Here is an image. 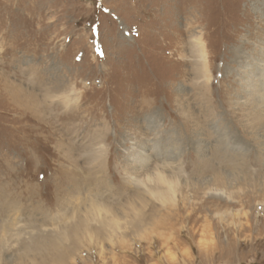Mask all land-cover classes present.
<instances>
[{"label":"rangeland","instance_id":"rangeland-1","mask_svg":"<svg viewBox=\"0 0 264 264\" xmlns=\"http://www.w3.org/2000/svg\"><path fill=\"white\" fill-rule=\"evenodd\" d=\"M263 73L264 0H0V264H264Z\"/></svg>","mask_w":264,"mask_h":264},{"label":"built area","instance_id":"built-area-1","mask_svg":"<svg viewBox=\"0 0 264 264\" xmlns=\"http://www.w3.org/2000/svg\"><path fill=\"white\" fill-rule=\"evenodd\" d=\"M127 34H129V35H128L129 37H132V34H131L130 32H129V33H127ZM127 34H126V35H127ZM97 46H99V45H97Z\"/></svg>","mask_w":264,"mask_h":264},{"label":"bare ground","instance_id":"bare-ground-1","mask_svg":"<svg viewBox=\"0 0 264 264\" xmlns=\"http://www.w3.org/2000/svg\"><path fill=\"white\" fill-rule=\"evenodd\" d=\"M262 78H264V73L262 74ZM263 85V88L262 89H264V84H262Z\"/></svg>","mask_w":264,"mask_h":264}]
</instances>
